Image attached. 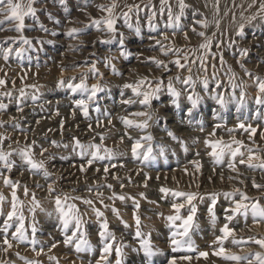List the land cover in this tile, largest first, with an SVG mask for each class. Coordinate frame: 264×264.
I'll return each mask as SVG.
<instances>
[{
  "label": "clouds",
  "instance_id": "obj_1",
  "mask_svg": "<svg viewBox=\"0 0 264 264\" xmlns=\"http://www.w3.org/2000/svg\"><path fill=\"white\" fill-rule=\"evenodd\" d=\"M0 26V264H260L264 143L239 125L264 141V0H0Z\"/></svg>",
  "mask_w": 264,
  "mask_h": 264
},
{
  "label": "rangeland",
  "instance_id": "obj_2",
  "mask_svg": "<svg viewBox=\"0 0 264 264\" xmlns=\"http://www.w3.org/2000/svg\"><path fill=\"white\" fill-rule=\"evenodd\" d=\"M0 27H3V26H0ZM248 35H247V38H246V42L250 43V46H251V51L248 53V58L249 60L255 64L259 61V58H260V55L262 53H264V35H261V33L259 31L256 32V37L257 39L255 40V42H253V35H252V32L251 30H245ZM235 51V49H234ZM237 55H239L238 51H237ZM262 67H264V65H262ZM10 75H15L14 73H10ZM36 77L39 79L41 76H42V73H35ZM31 78V74H30V77ZM9 84V86H11V81H8L7 82ZM17 84L20 83L19 80L16 81ZM9 111L12 112V113H15L16 109L14 107H10L9 108ZM27 111V110H26ZM249 116V119H251L252 117V113L249 112L248 114ZM31 119L32 120V124L33 126L35 125V120L36 119H39V117H27L26 120H25V124L28 123V120ZM59 125V118H57L56 121H53L51 122L48 126L49 127H57ZM70 125L68 123L65 124V127H69ZM245 126L247 127L248 124H245ZM5 127H9L8 125H5ZM252 127L256 128L257 129V133L255 136H253L251 134L250 131H246L244 129H240V133H243V135L247 138V137H251L252 139H246L245 140V143L246 144H251L252 143V140H255L257 141V146H259L261 143H264V141L261 140V132H262V129L261 127L258 126V124H253ZM19 134V133H17ZM238 136H239V133H238ZM16 137L14 136L13 139H15ZM10 141L9 140H5V146L9 143ZM118 167V165H117ZM241 168H244L245 166L244 165H240ZM89 171H91V166L89 168ZM116 169L113 168V169H110V172H115ZM259 171V170H257ZM18 175L17 172H13L12 174V177L11 178H15V176ZM133 175H136L135 173ZM75 177H73L74 179ZM164 179V176L161 175L159 176V179H157L156 176H153V175H149L148 177H144L143 176V173H141L139 176H136V180L137 181H140V180H146L147 183L149 185H152V184H155V183H159V181H162ZM256 180L257 182H259V176L256 177ZM127 182V181H126ZM245 191L246 193L251 197L253 195H256L259 191V189L253 187L252 185V182H251V178H249L248 182H247V186L245 188ZM258 199L260 200V202L262 204H264V197H258ZM237 219L239 220V223L237 224L236 221H233V225H235L236 228H242L244 227L245 224L248 225V228L251 229L252 225L254 224V219L253 217L251 216V214H249V216L245 219L244 217L242 216H238ZM233 225H229L230 227H232ZM208 239H210V237H208ZM199 243V241H198ZM228 245H226L227 247ZM246 246H251L253 248H256V249H259V245H254V244H251V242H249L248 245ZM203 249L205 251H208V247L209 245L208 244H203L202 245ZM169 256H171L172 259H176L177 260V264H204L205 260L203 258H199L197 259V257L199 256L198 253H192V257L193 259L191 261H181V257L183 256L182 253H171L169 252L168 254ZM208 260H216L217 261V264H232V262H228V261H222L220 257H217V256H214L212 255V252H209V258Z\"/></svg>",
  "mask_w": 264,
  "mask_h": 264
},
{
  "label": "snow or ice",
  "instance_id": "obj_3",
  "mask_svg": "<svg viewBox=\"0 0 264 264\" xmlns=\"http://www.w3.org/2000/svg\"><path fill=\"white\" fill-rule=\"evenodd\" d=\"M12 14L15 15V16H20L19 12L15 8L13 9ZM20 19L22 21L23 18L20 17ZM3 83H6V82H3ZM261 90L264 91V85H261ZM146 99H147V96H146ZM85 114H86V112H85ZM239 127H240V129H244L246 131H250L253 136H255L256 133H257V129L254 128V127H252V126H249L248 125L246 127L245 124H241V125H239ZM209 143L213 147V154L214 155L216 154V150L219 149V148H221V146L223 144L222 141L209 142ZM236 143L242 144L243 142L242 141H236ZM137 147H139V145H137ZM256 151L257 150H251L250 149V152L252 154L249 156V161H255L257 159H264V157H258L255 154ZM239 153H241V149L240 148H236L235 151H234V153H233V155L235 156V155H237ZM243 162L244 161L242 160L241 163H243ZM250 166L254 167L256 165L250 164ZM261 166H264V164H262ZM199 167L200 166L197 164V168H199ZM233 170L235 171V169H233ZM255 187L257 189H260V188L264 187V185L256 184ZM245 199H247V197H245ZM248 207L249 206L247 204H245V203H238L236 205L235 209H233L232 211H234L235 213L239 214L242 209H246ZM252 215L255 218H257L258 220L264 221V207H261L259 205H253L252 206ZM229 218H231V217H229ZM191 219L192 218L189 217V219L186 220L185 223L186 224L187 223H190L191 222ZM223 231H224V236L225 237H229V236H232L234 234V230L229 225H225ZM256 243L260 247H264V240H257ZM5 245L8 246V247H11L10 241L5 240ZM212 255L217 256V257H221V258H223L225 260L232 261V262H235V261L244 259L243 257L237 256L235 254L229 255L227 249L224 248V247H218L215 251L212 252ZM255 255H257L259 257V254L258 253L255 254ZM199 258H203L204 260H208V258H209V252L208 251H201L199 253V256L197 257V259H199ZM180 259L185 260V261H191L193 259V257L192 256H183ZM171 264H177V260L176 259H173L171 261ZM260 264H264V259L260 260Z\"/></svg>",
  "mask_w": 264,
  "mask_h": 264
}]
</instances>
